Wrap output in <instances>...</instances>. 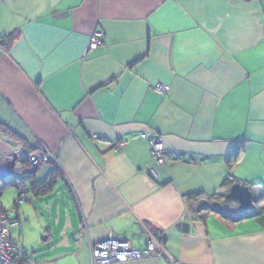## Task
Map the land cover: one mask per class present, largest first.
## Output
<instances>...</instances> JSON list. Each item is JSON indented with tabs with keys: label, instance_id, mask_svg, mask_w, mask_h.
Returning <instances> with one entry per match:
<instances>
[{
	"label": "crops",
	"instance_id": "1",
	"mask_svg": "<svg viewBox=\"0 0 264 264\" xmlns=\"http://www.w3.org/2000/svg\"><path fill=\"white\" fill-rule=\"evenodd\" d=\"M41 147L56 164L28 181L51 245L36 264L150 234L162 256L115 264H264V0H0V159ZM234 183L261 214L209 209L230 214Z\"/></svg>",
	"mask_w": 264,
	"mask_h": 264
},
{
	"label": "built area",
	"instance_id": "2",
	"mask_svg": "<svg viewBox=\"0 0 264 264\" xmlns=\"http://www.w3.org/2000/svg\"><path fill=\"white\" fill-rule=\"evenodd\" d=\"M102 38V32H94L89 37L88 50L97 49L102 43ZM152 90L163 95L167 87L158 84ZM146 140L150 147L152 163L156 166H162L164 163L162 136L154 134L146 137ZM126 144L127 142H121L116 144L114 148L121 150ZM23 159L24 161L22 162ZM48 163L56 164V158L44 147L28 155L16 151L9 152L0 159V172L5 173L4 176L0 177V264H36L12 244L7 227L16 226L20 228L19 222L16 221L17 210L14 208L4 209L1 204V196L3 187L11 185L16 193L14 206L20 207L23 205L27 201L30 191L27 177L31 175L32 171H37L42 165ZM12 164L15 167H20V169H15ZM149 172L152 176L157 177L153 167L149 168ZM163 254L164 251L159 242L151 234L149 235L146 248L142 251L132 248L128 242L116 237L105 239L93 245L90 249L91 264L127 263L151 257H160Z\"/></svg>",
	"mask_w": 264,
	"mask_h": 264
},
{
	"label": "rangeland",
	"instance_id": "3",
	"mask_svg": "<svg viewBox=\"0 0 264 264\" xmlns=\"http://www.w3.org/2000/svg\"><path fill=\"white\" fill-rule=\"evenodd\" d=\"M31 176V175H30ZM27 177V182L31 178ZM9 184V183H8ZM15 199V189L11 186L3 190L1 196V204L4 209H11L13 207V200ZM30 203H24L18 209L22 227L21 231L16 226L7 227L10 240L20 251L31 256L35 252V255H40L42 252H46L51 247L50 241H44V230L48 227V219H42L35 211V206ZM37 210V209H36ZM39 213V212H38Z\"/></svg>",
	"mask_w": 264,
	"mask_h": 264
},
{
	"label": "water",
	"instance_id": "4",
	"mask_svg": "<svg viewBox=\"0 0 264 264\" xmlns=\"http://www.w3.org/2000/svg\"><path fill=\"white\" fill-rule=\"evenodd\" d=\"M23 161L24 159L22 160V162ZM12 167H14L15 169H20V167H15L14 164H12ZM35 172L36 171L34 170L31 172V174H34ZM4 174L5 173L0 172V177L4 176ZM222 198V202L219 205L220 207L231 206L232 208L230 214H223L222 211L214 207H210L209 209H211V211L215 213L223 215L225 218H232V220L234 221L242 219L241 214L248 212L254 203L249 187L240 183L232 184Z\"/></svg>",
	"mask_w": 264,
	"mask_h": 264
},
{
	"label": "trees",
	"instance_id": "5",
	"mask_svg": "<svg viewBox=\"0 0 264 264\" xmlns=\"http://www.w3.org/2000/svg\"><path fill=\"white\" fill-rule=\"evenodd\" d=\"M10 38L13 39L14 36L11 35ZM10 38H9V39H10ZM140 60H141V59H138V60L134 61L132 64H130V67L133 66V65H135L136 63H138ZM104 85H105V84H104ZM8 136H11V135L8 134ZM11 137H12V136H11ZM35 151H37V150H36V149H33L32 151H28L27 154H31V153H33V152H35ZM234 156H236V155H234ZM234 156H233V157H234ZM55 175H58V170H57L56 168L54 169V173H52V175L49 176L48 180H46L42 185H40L41 188H43V189H47V188H49L50 181L52 180V177L55 176ZM30 177L32 178V177H33V174H31ZM6 187H7V186L3 187L2 190H4ZM34 188H35V187H34ZM219 198H220V200H221L222 197L220 196ZM12 208H14V209H16V210H18V208H19V207L14 206V200H13V207H12ZM251 208H252V209H251V210H252V213H251V214H253V215H254V214H256V215L261 214V209H256L254 206H252ZM255 210H256V211H255Z\"/></svg>",
	"mask_w": 264,
	"mask_h": 264
}]
</instances>
